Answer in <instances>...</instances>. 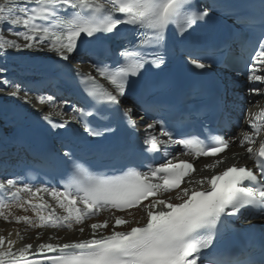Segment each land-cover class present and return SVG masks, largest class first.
<instances>
[{
    "label": "snow or ice",
    "instance_id": "snow-or-ice-1",
    "mask_svg": "<svg viewBox=\"0 0 264 264\" xmlns=\"http://www.w3.org/2000/svg\"><path fill=\"white\" fill-rule=\"evenodd\" d=\"M5 26L16 39L3 35ZM17 54L51 63L32 67L42 75L30 82L8 66L7 57ZM0 59V100L11 97L15 104L11 119L0 107V129H9L0 133V152L9 140L59 142L33 159L61 170L57 187L0 175V217L8 221L6 209L30 206L33 216H14L27 225L24 232L91 233L62 242L57 235L44 241L37 231L38 243L19 247L12 233L0 235V264H264V108L243 117L238 126L250 131L231 139L217 134L206 141L189 130L225 117L219 85L206 83L214 68L227 70L242 60L248 94L264 96V0H2ZM85 59L110 87L73 66ZM176 62L193 78L168 76L165 70ZM202 97L207 102L194 103ZM34 100L51 110L36 108ZM80 144L126 162L111 175L93 170L78 154ZM233 144L244 153H233L229 164L222 154ZM173 146L193 159L174 162ZM149 154L153 163L139 170L145 165L135 157ZM157 156L167 162H156ZM201 157H215L199 170L210 175H195ZM104 210L107 218L86 223ZM239 219L255 221L247 228L259 233L244 236L259 239L258 254L222 244ZM16 235L24 241L20 230Z\"/></svg>",
    "mask_w": 264,
    "mask_h": 264
},
{
    "label": "bare ground",
    "instance_id": "bare-ground-1",
    "mask_svg": "<svg viewBox=\"0 0 264 264\" xmlns=\"http://www.w3.org/2000/svg\"><path fill=\"white\" fill-rule=\"evenodd\" d=\"M7 26H5V29L3 31V35L9 39H16V37L14 35H12L11 33H9L7 30H6ZM23 42V41H21ZM48 55H51L50 53ZM7 60H8V66L10 69L13 70V74H15L17 77H31V76H37V72H33L31 70V67L28 66V64H34V65H38L40 63H43L46 59L45 58H41V57H37L36 59H31L30 56L28 55H11L9 57H7ZM0 63H3V60L0 59ZM81 67H78V69H80L81 71L85 72V73H88V72H92V74L94 75V72L92 70V67L90 65H80ZM95 76V75H94ZM30 80H33V78H31ZM245 83V85L241 88L240 90V93H242L243 95H245V100H246V103L245 105L246 106H251L250 104H252L254 101V98L253 96H250L248 94V87H249V84L246 81H243ZM3 86L0 85V88H2ZM262 88H264V85H261ZM7 91H11V89H7ZM37 93H34V92H30L28 93V95L30 97L36 95ZM12 98L9 97V101L8 102H5L3 100H0V107H4V108H9V104L12 103ZM258 101L259 103H256L255 104V107L256 108H253L252 111H250L251 113L253 114H259V111L260 109L264 108V96H260L258 98ZM34 104H39V103H36L35 100L33 101ZM14 104V103H12ZM38 108H43L44 111H50L51 109L49 107H45L41 104H39ZM67 112H69L70 114V111L69 110H66ZM249 113V112H248ZM247 113V114H248ZM246 114V116H247ZM8 117L9 119H11L12 116H10L9 112H8ZM55 119H59V117H56ZM239 131V132H238ZM242 131H250L249 128H247V126H245L244 128H241L239 130H237L236 132H234L233 136H236L237 133H240ZM231 137V138H232ZM230 138V139H231ZM170 153L173 155L176 154V150H170ZM233 153H240V154H243L244 153V149L239 147L237 144H233V147L230 148V150L226 153V156H229L230 159H229V164L230 163H233V159L231 158V155L229 154H233ZM228 154V155H227ZM171 156V157H172ZM184 157H180V158H177L175 159L174 156H173V160H179V159H182ZM190 161L193 159L192 157H189L188 158ZM214 159L213 158H209V159H202V158H199L198 161H195L194 163V166L195 168L198 170L196 173L199 174V171L202 166L206 163H211ZM163 163L164 162H167L166 159H162L161 160ZM242 164L248 162V160H244L242 159L240 161ZM195 173V175H196ZM211 173L208 171V170H204L201 172V174H199L198 176H201V175H210ZM183 186V185H182ZM50 203H53L54 204V201L50 200ZM28 208L27 211H25L24 209H18L16 208L15 206L11 207L10 209H6L5 210V213L8 214L9 212H11L12 215H10L9 217V220L8 221H5L3 219V217H0V235H4L5 237H8V234L9 233H12L11 235V239L13 240H16L17 241V244L19 243V240H18V237L16 235V231L17 230H20L21 232L23 233H30V234H33L32 236L26 238L24 241L25 243H33V244H36L38 243L39 241H37L36 239V236H34V234L39 231L38 229H30L29 231L27 232H24L23 230L27 227V225H25L23 222H16L15 219H14V216L15 215H28V216H33L34 213L32 212L31 210V207L30 206H26ZM58 211H62V210H59ZM116 214H122V213H116ZM110 215V212L107 211V210H104L101 212V214L99 216H96L94 219L91 218V220H88L86 221V223H91L93 220H100L102 221L103 219L107 218L108 216ZM133 215L136 219H139L141 213L138 212V211H134L133 212ZM128 218V217H126ZM127 226H121L118 230H125ZM45 230V229H44ZM43 231V230H42ZM46 231V230H45ZM59 233H62L63 235L65 234V231L63 229H58L57 230ZM69 231V230H68ZM44 234V232H42ZM22 234V233H21ZM46 234V233H45ZM57 234V232H56ZM91 233L90 231L86 228L85 229V232L83 234H81L80 232H78L77 234H75L74 236H71V237H65V239L63 238V242H68L70 240H73V239H81V238H88L90 237ZM25 236V235H24ZM43 240H44V236H43ZM16 244V246H17Z\"/></svg>",
    "mask_w": 264,
    "mask_h": 264
},
{
    "label": "rangeland",
    "instance_id": "rangeland-1",
    "mask_svg": "<svg viewBox=\"0 0 264 264\" xmlns=\"http://www.w3.org/2000/svg\"><path fill=\"white\" fill-rule=\"evenodd\" d=\"M0 2H2V0H0ZM76 62V64L78 63L79 65H87V63L86 62H81L80 60H76L75 61ZM27 78H29V77H27ZM258 97H260V96H258ZM255 103H256V99H255V102L253 103V104H250V105H252L253 106V108H256L255 107ZM38 106H39V104H35V107L36 108H38ZM249 110H253V109H249ZM248 112V111H247ZM246 112V113H247ZM239 132V131H238ZM228 155V154H227ZM229 155H231V158H232V154H229ZM228 159H230V157L229 156H226ZM199 174H201V172H199ZM198 173H196V175L198 176L199 175ZM96 220H93L92 222H95ZM46 230V231H45ZM43 229V231L42 230H39V231H41V232H44V234H43V236H44V241H47L48 240V237L49 236H53V235H57V236H59L60 238H61V240L64 238L65 239V237H71V236H74L75 234H77L78 233V231H76V230H65V234L63 235L62 233H60L59 235H58V231H57V229H51V228H46V229ZM56 232H57V234H56ZM22 233V235L24 236V240L26 239V238H28V237H30V236H32L33 234H30V233H23V232H21ZM46 233V234H45ZM34 236H36V233L34 234ZM18 240H19V243L17 244V246L16 247H19V246H21L22 245V243H25V241H20V239L18 238Z\"/></svg>",
    "mask_w": 264,
    "mask_h": 264
}]
</instances>
